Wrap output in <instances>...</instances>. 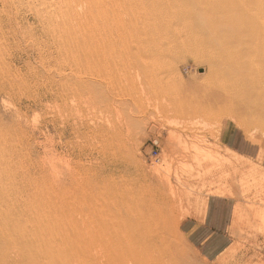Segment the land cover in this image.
I'll use <instances>...</instances> for the list:
<instances>
[{
    "label": "rangeland",
    "instance_id": "374dc122",
    "mask_svg": "<svg viewBox=\"0 0 264 264\" xmlns=\"http://www.w3.org/2000/svg\"><path fill=\"white\" fill-rule=\"evenodd\" d=\"M233 73L264 89V0H0V264H100L151 197L152 264H264V119L201 106Z\"/></svg>",
    "mask_w": 264,
    "mask_h": 264
},
{
    "label": "bare ground",
    "instance_id": "6f19581e",
    "mask_svg": "<svg viewBox=\"0 0 264 264\" xmlns=\"http://www.w3.org/2000/svg\"><path fill=\"white\" fill-rule=\"evenodd\" d=\"M234 6L235 5L230 3L228 8H230L232 11L235 9ZM249 6L250 5H248V7ZM236 8H238V7H236ZM240 11H241V9H240ZM241 12H243V11H241ZM242 15H244V14H242ZM245 15H247V14H245ZM261 16H262V14H260V13L256 14V17H258V18H261ZM248 18H250V17H248ZM242 19H243V16H242ZM250 79H251V77H250ZM250 79H248V80H250ZM252 79H251L252 82L251 81L250 82L253 84L249 83V86L247 85L245 87L244 84H241L242 82L241 83L239 82V84H238V82L236 81L235 73H233L231 75H227L226 78L221 79L218 83H214L215 85L206 91L207 96L204 100H202L201 106L204 107V109H207L208 110L207 115L212 116V117H216L218 115H221V114L225 113L227 110L234 109V110L246 111L245 113L247 115H249L250 118L264 119V89L263 90L261 89L262 85H261V88H259L256 85V83H254L255 81L253 82ZM258 82H259V80H258ZM259 84L260 83H258V85ZM237 100H239V101H237ZM250 113H251V115H250ZM239 114H240V112H239ZM246 114H244V115H246ZM235 115H236V113H235ZM238 125H241V124H238ZM183 158H185V157L183 156ZM237 165L238 164L234 165V167L237 168ZM205 175H206V173H205ZM202 180H203V177H202ZM204 180H206V177ZM183 184H185V183H183ZM149 185H151V183ZM154 185H151V187L153 188ZM167 186H165V187H167ZM151 187H149V188H151ZM183 187H185V186L183 185ZM168 188H166L167 189L166 191H168ZM171 188H172V186H171ZM186 188H188V187H186ZM154 189L156 190V188H153L152 191L155 193ZM122 190H123V188H122ZM147 190H148V187H147ZM157 190H159V189L157 188ZM123 191H125V190H123ZM149 192H150V190H149ZM153 192H152V195H153ZM162 192H164V191H162ZM162 192L160 191L159 194H161ZM168 192H170L169 194H171V195H173V193H174L173 189H171V191L169 190ZM177 192H179V190ZM179 193H177V194L179 195ZM149 194H148V198L151 197ZM162 194H161V196H162ZM167 194H165V195H167ZM120 195H122V194H120ZM165 195L163 194V196H165ZM143 196H145V194ZM165 197H164V199H165ZM119 198H120V196L118 197V200H119ZM173 198H175V196ZM113 201H115V200H113ZM116 202H117V200L115 201V203ZM121 202H123L122 198H121ZM165 202H167V201H165ZM115 203L113 202V204H115ZM172 203L173 202H171V204ZM129 204L127 205V207L125 206L126 208L123 207L124 212L120 211L118 214L119 216H116V218H115V216H113V214L112 215H110L111 213L108 214L107 212H109V211H106L105 214L113 216L115 218V221L112 220L113 223L112 222L107 223L106 221H103L100 218V220H102V222L100 223L101 225H99V223L98 224L95 223L96 225H99V226H95V228H96V231H98L97 228H99L101 226V229H100L101 231L98 234H96V232L94 231V233L96 234L95 237H93V235H90L93 233L89 234V230H88L89 235H87V233H84V238H83L84 243H85V240H87L89 242V243L86 242L85 248L88 249L90 245H93V243H92V239H93L95 241L94 243H97V244H95L96 249L98 250L101 248L98 251V253H96L97 257L100 258V260H102L106 264H152L153 258L156 255V251L158 252L159 249L164 250V248L167 247V244L169 245V242H168L169 239L167 238L168 234H166L165 230L170 229L171 226H170V223L165 220L166 218L163 216L164 213H160V216L162 214L164 219H163V217L155 215L156 213L153 214V211H154L153 207H155V205H156L153 197H151V200H149V199L148 200H142V201L138 202L137 204H131V205H129ZM171 204L169 203L168 205L171 206ZM119 205L121 206L120 202H119ZM123 205H126V204H123ZM159 205H161V203H158V206ZM165 205H166V203H165ZM90 206H91V204L88 206L89 209L91 208ZM118 206L116 209L120 210L122 207L119 206V208H118ZM160 207H162V206H160ZM113 208H114V205H113ZM156 208L157 207H155V209ZM89 209H88V211H90L89 213H90V215H92L91 210L93 208H91L90 210ZM104 209H106V207H104ZM116 209H114V212L117 211ZM159 209L160 208L158 207V211H159ZM234 210H235L234 220H236L240 214V208L236 207ZM90 215H87V218ZM116 215H117V213H116ZM91 217H89V220H92ZM114 218H112V219H114ZM103 219L105 220V218H103ZM108 219H109V217L108 218L106 217V220H108ZM263 219H264V217H263ZM88 221H86L85 223H89ZM108 221H110V220H108ZM97 222H98V220H97ZM91 223H93V222H91ZM91 223H89V224H91ZM92 225L93 224L89 225L88 229L91 228ZM85 231H87V230H85ZM114 231L116 232V234H114L115 233ZM85 235H87V236H85ZM98 245H99V248H97ZM171 249L172 248L168 247L166 250H171ZM89 251H90V248L88 249V253H86V255L89 254ZM164 251H163V253H164ZM90 253H91V251H90ZM159 254H162V252H160ZM101 262H100V264H105V263H101Z\"/></svg>",
    "mask_w": 264,
    "mask_h": 264
},
{
    "label": "crops",
    "instance_id": "0c3cea01",
    "mask_svg": "<svg viewBox=\"0 0 264 264\" xmlns=\"http://www.w3.org/2000/svg\"><path fill=\"white\" fill-rule=\"evenodd\" d=\"M202 228V227H201ZM203 228H207V227H205V226H203ZM202 228V229H203ZM213 229V228H212ZM196 230H199L198 228H196V229H194L193 228V235L192 236H194V242H196L197 244L196 245H198L199 247H204L205 246V243H201V241H200V234H195L196 232ZM204 230V229H203ZM215 232V231H214ZM203 251H205V252H207L206 250H203ZM208 253V252H207Z\"/></svg>",
    "mask_w": 264,
    "mask_h": 264
}]
</instances>
